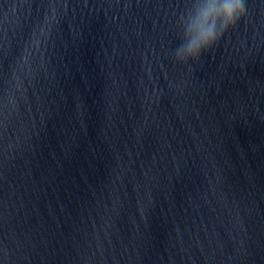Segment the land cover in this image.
Returning a JSON list of instances; mask_svg holds the SVG:
<instances>
[{"label": "water", "instance_id": "water-1", "mask_svg": "<svg viewBox=\"0 0 264 264\" xmlns=\"http://www.w3.org/2000/svg\"><path fill=\"white\" fill-rule=\"evenodd\" d=\"M49 2L0 0V101ZM60 2L0 117V264H264V0L183 67L185 0Z\"/></svg>", "mask_w": 264, "mask_h": 264}, {"label": "clouds", "instance_id": "clouds-1", "mask_svg": "<svg viewBox=\"0 0 264 264\" xmlns=\"http://www.w3.org/2000/svg\"><path fill=\"white\" fill-rule=\"evenodd\" d=\"M65 6L60 0H50L47 5L46 13L33 29L13 69L11 88L5 91L4 98L0 101V117L7 118L15 113L14 94L21 91V77L30 78L36 70L34 65L40 63L42 49L48 44ZM121 7L126 12L131 5L125 0ZM248 8V0H185L183 12L178 15L173 25L179 41V46L171 53L173 65L186 66L189 62L198 61L210 49H214L228 32L235 31L241 23H247ZM97 252L102 258L103 250L99 244Z\"/></svg>", "mask_w": 264, "mask_h": 264}]
</instances>
